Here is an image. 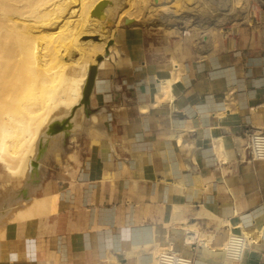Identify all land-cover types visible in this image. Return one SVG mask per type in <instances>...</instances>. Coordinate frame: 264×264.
<instances>
[{
    "label": "crops",
    "instance_id": "0c3cea01",
    "mask_svg": "<svg viewBox=\"0 0 264 264\" xmlns=\"http://www.w3.org/2000/svg\"><path fill=\"white\" fill-rule=\"evenodd\" d=\"M205 12L119 27L67 128L44 129L20 175L0 161V264H152L170 246L193 264H264V157L249 148L264 135V0Z\"/></svg>",
    "mask_w": 264,
    "mask_h": 264
},
{
    "label": "bare ground",
    "instance_id": "6f19581e",
    "mask_svg": "<svg viewBox=\"0 0 264 264\" xmlns=\"http://www.w3.org/2000/svg\"><path fill=\"white\" fill-rule=\"evenodd\" d=\"M67 2L69 0H0V159L8 165L12 176L22 174L34 155L38 137L44 129L41 138L46 139L52 123L69 117L74 107L82 108L90 66L97 64V57H108L97 55L98 51L94 50L95 54L89 55L91 60L83 72L79 66V59L85 53L81 36L87 30L84 25L88 24L86 19L91 2L77 0V13L72 8L69 18L59 21V26H53L52 23L56 21L54 15L66 10ZM152 8L149 12H152ZM134 12L125 9V19H131V23L137 22L139 16ZM74 13L79 17L76 24L72 20ZM43 41L45 46L37 45ZM47 41L52 42L51 46L47 45ZM68 41L72 45L67 53L71 54L73 50L75 55L71 60L63 55L61 48ZM179 77L180 70L175 65L171 76L160 82L155 105L171 97L173 83ZM57 113L65 115L55 118ZM177 137L181 144L182 137ZM262 141L264 143V138ZM44 198L27 205L28 208L19 217L39 214L45 207ZM194 239L192 233L187 242L191 243ZM167 249L156 250L152 264H158V256ZM169 249H172L171 246Z\"/></svg>",
    "mask_w": 264,
    "mask_h": 264
},
{
    "label": "rangeland",
    "instance_id": "374dc122",
    "mask_svg": "<svg viewBox=\"0 0 264 264\" xmlns=\"http://www.w3.org/2000/svg\"><path fill=\"white\" fill-rule=\"evenodd\" d=\"M73 1L69 0V2L65 4L66 5L65 11L60 12L57 15H54L57 22L56 21H55L56 23L53 22L52 23L53 26H59L60 25L59 21H64L67 18H69L70 14L72 13V8L73 10L76 11L75 13H77V11L79 10V5H78L79 2H77V0H73ZM89 1L91 2V9L89 11L88 18L86 19L88 24L84 25L87 26L86 27L87 30L83 32L81 36V40L85 48V53L79 59V66L82 68L83 72L86 70L89 60H91L89 55L95 54L94 50L98 51L97 55L100 54H103L104 56L108 55L107 51L115 38L116 30L119 27L124 26L125 24L124 23L126 18L124 15L125 9H129V10L132 9L133 12L136 11L134 13L136 16H139V20L137 22L138 25L139 24L160 25L162 27H165L168 26L169 24H173V22L176 19H180L182 15H184L187 11H193V22L197 20H203L206 15L205 8L207 3V0H106L107 5L102 11L104 15L103 17H99L95 13V9L97 8V6H99L101 1L103 0H89ZM50 3L53 4L54 1ZM136 8L137 10H135ZM151 8H152V12H149L151 11ZM139 11L141 13H139ZM77 18L79 17L75 14L72 18L74 24L78 23L77 21L79 19ZM176 36H177L176 37L177 41L183 43V39H182L183 33L181 32V34H177ZM38 44L41 46L46 45L45 41L38 42L37 45ZM48 44H50L51 46L52 42L47 41V45ZM71 45L72 43L68 41L61 46L63 50V55L65 57L67 56V58H70L69 60H71L73 56L75 57V55H73L72 52L73 50L71 51V54L69 52L67 53V49ZM82 105L84 106L83 103ZM82 113L83 112H81L80 115L84 116ZM62 115L64 116L65 114L57 113V116L55 118H59ZM36 157H37V152L33 159H35ZM0 165L1 168L5 169L8 172V169L5 164L0 163Z\"/></svg>",
    "mask_w": 264,
    "mask_h": 264
},
{
    "label": "built area",
    "instance_id": "2783aa9c",
    "mask_svg": "<svg viewBox=\"0 0 264 264\" xmlns=\"http://www.w3.org/2000/svg\"><path fill=\"white\" fill-rule=\"evenodd\" d=\"M264 135L261 131L255 130L250 133L249 148L254 158L264 157V143L262 141ZM234 244L231 243L233 254L238 258L244 253L245 239L244 237H234ZM232 239V242H233ZM192 245V243H190ZM158 264H193V258L183 252L176 251L173 248L167 249L158 256Z\"/></svg>",
    "mask_w": 264,
    "mask_h": 264
},
{
    "label": "water",
    "instance_id": "95a60500",
    "mask_svg": "<svg viewBox=\"0 0 264 264\" xmlns=\"http://www.w3.org/2000/svg\"><path fill=\"white\" fill-rule=\"evenodd\" d=\"M107 5V1L103 0L101 1V3L99 4V6H97V8L95 9V13L99 16V17H103V9L105 8V6ZM131 23V19H125V25H128ZM103 56H99L97 57V63H100L103 60ZM96 74H97V64L91 65L89 68V74H88V78H87V83L85 85V89H84V97H83V104L87 103V100L89 98V95L92 91L94 82H95V78H96ZM78 107H74L71 110L70 116L67 117L66 119H63L62 121H56L54 123H52L49 127V133L52 132H60L64 129L67 128L70 119L75 115V112L77 110Z\"/></svg>",
    "mask_w": 264,
    "mask_h": 264
}]
</instances>
